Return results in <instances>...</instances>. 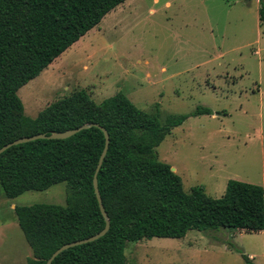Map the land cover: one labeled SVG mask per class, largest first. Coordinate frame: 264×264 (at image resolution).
I'll return each mask as SVG.
<instances>
[{
  "label": "rangeland",
  "instance_id": "rangeland-1",
  "mask_svg": "<svg viewBox=\"0 0 264 264\" xmlns=\"http://www.w3.org/2000/svg\"><path fill=\"white\" fill-rule=\"evenodd\" d=\"M258 0H126L17 94L35 117L85 89L95 102L121 91L147 112L190 115L156 147L181 177L220 197L230 179L264 184V23ZM67 185L7 197L0 181V264L35 257L14 206L65 205ZM13 206V207H11ZM233 244V248L230 246ZM264 264V234L189 230L182 238L126 243L125 264Z\"/></svg>",
  "mask_w": 264,
  "mask_h": 264
},
{
  "label": "trees",
  "instance_id": "trees-1",
  "mask_svg": "<svg viewBox=\"0 0 264 264\" xmlns=\"http://www.w3.org/2000/svg\"><path fill=\"white\" fill-rule=\"evenodd\" d=\"M125 1L0 0V147L86 123H97L109 134L97 182L110 227L99 239L64 250L51 264H125L126 243L182 238L192 229L264 234V186L230 179L217 198L199 185L185 192L181 177L158 159L156 147L166 135L190 115H211L209 108L198 106L161 123L158 110L136 107L121 91L98 103L81 88L35 117L25 114L17 91ZM258 4L263 24L264 0ZM104 142L103 132L92 126L66 139H37L0 154V181L9 198L61 182L67 185L64 206H14L18 226L35 255L27 264H46L61 245L104 227L93 187ZM236 250L249 264V257Z\"/></svg>",
  "mask_w": 264,
  "mask_h": 264
},
{
  "label": "water",
  "instance_id": "water-1",
  "mask_svg": "<svg viewBox=\"0 0 264 264\" xmlns=\"http://www.w3.org/2000/svg\"><path fill=\"white\" fill-rule=\"evenodd\" d=\"M92 126L98 127L103 132L104 139H105L103 150H102V152H101V154L99 156V159H98V162L96 164L95 171H94V174H93L94 192H95V195H96V198H97V201H98V205H99L101 214H102V216L104 218L105 224H104V227L100 231H98L97 233H95V234H93V235H91L89 237H86V238H83V239H78V240H75V241H71V242L65 243V244L61 245L60 247H58L50 255V257L46 260V264H51L52 261L61 252H63L64 250H66L68 248H72V247H75V246H78V245H82V244H85V243H89V242H92V241H95V240L99 239L100 237L104 236L107 233V231H108V229L110 227L109 217H108L107 212L105 211V208L103 206L102 198H101L100 193H99L98 182H97V174H98V172H99V170L101 168V165H102L103 160L105 158V155L107 153V149H108V145H109V134H108L107 130L103 126H101V125H99L97 123H86V124H83V125H81L79 127L73 128V129H67V130L61 131V132H52L49 135H46L44 133H39V134H35V135H32V136H28V137H21V138L15 139V140L3 145L2 147H0V154H1L6 149H8V148H10L11 146H14V145L30 142V141L37 140V139H66V138H69V137L73 136L77 132H79V131H81L83 129H87V128L92 127ZM171 170L174 171L173 168H171Z\"/></svg>",
  "mask_w": 264,
  "mask_h": 264
},
{
  "label": "crops",
  "instance_id": "crops-1",
  "mask_svg": "<svg viewBox=\"0 0 264 264\" xmlns=\"http://www.w3.org/2000/svg\"><path fill=\"white\" fill-rule=\"evenodd\" d=\"M91 30H92V29H91ZM89 31H90V30H89ZM89 31H88V32H89ZM85 35H86V34H85ZM82 37H83V36H82ZM82 37H81V38H82ZM75 43H76V42H75ZM173 169H174V168H173ZM174 171H175V169H174ZM263 186H264V184H263ZM17 197H18V196H17ZM15 198H16V197H15ZM10 199H13V198H10ZM11 207H13V206H11ZM13 208H14V207H13Z\"/></svg>",
  "mask_w": 264,
  "mask_h": 264
}]
</instances>
